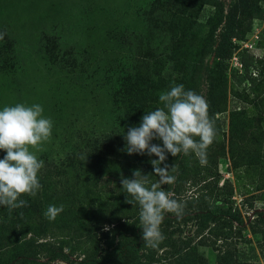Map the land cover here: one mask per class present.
<instances>
[{"label":"rangeland","instance_id":"rangeland-1","mask_svg":"<svg viewBox=\"0 0 264 264\" xmlns=\"http://www.w3.org/2000/svg\"><path fill=\"white\" fill-rule=\"evenodd\" d=\"M217 2L221 4L204 0H0V33H4L0 110L17 103H38L43 115L53 121L51 140L37 153L44 161L38 176L59 192L75 187L80 193L114 178L120 173L118 165L134 159L143 174L158 181L150 162L158 158L122 151L124 134L129 127L139 126L145 112L162 107L160 93L174 84H183L207 100L216 59L203 47L206 40L217 37L222 24L219 7L226 13L232 0ZM259 5L264 11V0ZM195 20L206 24L203 36ZM234 42L236 52L245 48L254 56V71L262 79L257 90L250 91L249 81L229 74L238 60L228 61L226 101L214 117L218 130L214 142L225 144L227 150L231 107L237 101V108L244 111L238 120L244 126L236 144L242 157L237 166L228 154L218 159L219 182L229 179L234 188L233 207L241 212V224L233 227L242 231L237 246L255 249V256L246 263L264 264V61L260 62L264 14L253 20L242 40ZM173 58L177 71L169 67ZM190 60L191 75L183 79L185 62ZM152 143L162 145L160 140ZM5 154L0 150V159ZM82 156L88 157L82 160ZM193 164L197 171L190 174L198 178L214 172L209 159L205 166L198 159ZM19 209L9 212L0 206V219ZM19 238L35 261L76 264L81 257L79 249L72 250L76 246L72 241L63 255L51 257L45 242L57 245L58 240L68 238L64 229L50 227L42 235L27 231ZM199 250L213 257L209 248L200 246ZM15 252L11 246L0 250V264H14Z\"/></svg>","mask_w":264,"mask_h":264},{"label":"trees","instance_id":"trees-1","mask_svg":"<svg viewBox=\"0 0 264 264\" xmlns=\"http://www.w3.org/2000/svg\"><path fill=\"white\" fill-rule=\"evenodd\" d=\"M204 3L221 4L217 0H204ZM259 4H263V0H232L226 13L222 6L218 9L222 22L219 32L216 39L212 37L206 40L203 47L205 52H213L216 59L215 76L209 77L207 92L209 115L213 118L226 101L227 67L228 61L236 56L234 53L239 56L236 57L240 68L235 66L230 69V76L249 81L250 91L257 90L258 82L262 79L261 74L256 76L254 71V56L245 48L236 52L238 46L234 42L245 37L254 19L263 18L264 11ZM194 24L199 26V33L203 36V26L206 24L197 20ZM192 56L194 59L193 52ZM263 61L264 55L260 62ZM185 63L187 73L183 79L191 75L193 61ZM169 67L177 71L175 58L170 60ZM236 103L231 107L227 150L225 144L216 142L207 150V159L214 166V172H210L208 177L201 175L198 178L190 174L197 171V165L193 164L197 160L195 155L173 157L167 154V161L178 169L175 173L177 180L172 186L162 187L165 191L174 192L176 198L185 204V210L179 217L172 213L165 215L160 226L165 239L157 249L144 245L142 229L138 226L139 206L126 203L125 193L121 189V176L132 178L133 170L140 167L132 159L124 166L118 165L120 173L114 174V178L109 177L101 184L85 187L84 192L80 193L75 187L59 192L45 177L38 176L42 188L36 196H22L27 200V206L14 215L0 219V250L14 247V264H48L35 261L22 248L19 236L27 231L42 235L53 227L66 230L68 238L58 240L57 245L45 242L52 252L51 257L63 255L64 247H68L69 241H72L76 245L72 250L79 249L81 253L76 264H247L248 257L255 256V249L250 247L245 250L237 246L236 240L241 237L242 231L233 227L234 223L241 224V212L233 207L231 195L234 188L229 179L219 182L217 165L218 159L227 154L233 166H237L242 157L236 144L244 126L239 125L238 120L243 117L244 111L237 108ZM213 145L214 150L211 149ZM61 204L64 211L54 221L48 220L44 215L47 207ZM128 220L132 223H128ZM200 246L209 248L214 253L213 257L200 252Z\"/></svg>","mask_w":264,"mask_h":264},{"label":"clouds","instance_id":"clouds-1","mask_svg":"<svg viewBox=\"0 0 264 264\" xmlns=\"http://www.w3.org/2000/svg\"><path fill=\"white\" fill-rule=\"evenodd\" d=\"M3 38L4 33H0V40ZM159 101L162 107L145 112L139 126L127 129L122 149L129 155L157 157L150 162L153 174L159 179L152 182L150 174L135 169L132 178L122 175L120 180L126 203L139 206L138 226L142 229L144 245L151 249H157L165 239L160 227L165 215L172 213L179 217L185 210V204L176 198L174 192L162 187L172 186L177 180V167L165 163L167 154L173 157L195 155L204 166L207 164V150L218 135L216 121L209 115L207 100L194 90H186L183 84H174L160 93ZM43 112L38 103L31 106L17 103L0 110V150L6 153L0 159V206L9 212L26 207L28 202L21 197H35L42 188L38 173L44 167V161L37 153L44 151L43 145L51 140L53 131V121ZM154 139L162 141V145L152 143ZM63 211V204L49 205L44 215L54 221Z\"/></svg>","mask_w":264,"mask_h":264},{"label":"built area","instance_id":"built-area-1","mask_svg":"<svg viewBox=\"0 0 264 264\" xmlns=\"http://www.w3.org/2000/svg\"><path fill=\"white\" fill-rule=\"evenodd\" d=\"M232 59H237V57L234 56ZM236 63H237L236 67L240 68V64L238 63V61H236Z\"/></svg>","mask_w":264,"mask_h":264}]
</instances>
